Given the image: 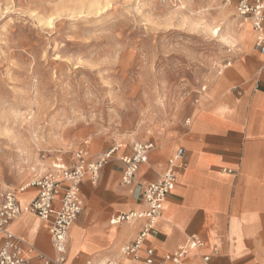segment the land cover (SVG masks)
<instances>
[{
    "label": "rangeland",
    "instance_id": "1",
    "mask_svg": "<svg viewBox=\"0 0 264 264\" xmlns=\"http://www.w3.org/2000/svg\"><path fill=\"white\" fill-rule=\"evenodd\" d=\"M240 25L225 0H0V191L71 168L84 144L87 156L101 149L98 160L119 143L131 153L174 118L184 124L239 52L231 32L245 29L252 47ZM111 174L121 187L120 170Z\"/></svg>",
    "mask_w": 264,
    "mask_h": 264
},
{
    "label": "crops",
    "instance_id": "2",
    "mask_svg": "<svg viewBox=\"0 0 264 264\" xmlns=\"http://www.w3.org/2000/svg\"><path fill=\"white\" fill-rule=\"evenodd\" d=\"M253 43L252 47L249 42L241 45L220 77L208 81V91L203 88L205 93L188 110V125L174 118L171 125L154 127V140L137 143L154 148L131 187H119L112 174L104 177L111 168L121 172L117 163L102 167L98 187L99 177L96 182L83 178L81 184L87 179L93 190L86 183L81 186L84 210L73 223L76 237L68 231L64 264H104L111 259H120L119 264H146L143 251L136 259L119 257L143 221L115 225L110 221L144 209V187L164 173L178 149L184 150V167L177 170L175 188L144 243L153 251L154 262L172 264L164 257L196 235L202 246L186 253L183 264H264V75L258 72L264 58L253 50ZM83 146L79 150L85 152L84 160L97 161L101 149L87 156V145ZM133 146L130 155L123 148L114 156L121 154L118 160L131 156ZM37 194L35 187L17 193L18 205L25 207ZM48 228V222L26 212L11 224V232L32 246V264H42L40 254L50 260L56 257ZM3 241L0 235V246ZM203 257H209L208 263Z\"/></svg>",
    "mask_w": 264,
    "mask_h": 264
},
{
    "label": "built area",
    "instance_id": "3",
    "mask_svg": "<svg viewBox=\"0 0 264 264\" xmlns=\"http://www.w3.org/2000/svg\"><path fill=\"white\" fill-rule=\"evenodd\" d=\"M172 1L159 0L162 5H167ZM225 4L233 8L241 24L250 25L254 33L253 50L264 58V0H225ZM228 66H230L229 61L218 69L217 75H221ZM258 72L264 75V65ZM184 124L188 125L189 120H185ZM153 148V144H135L131 156L119 159L122 166L120 186L131 187L135 183L139 167L146 164V156ZM116 151L117 147L112 148L103 153L94 163H86L85 152L78 150L75 154L76 163L71 168H65L62 165L17 190L0 191V235L4 238L0 246V264H32L34 254L32 246L27 245L23 239L14 235L10 230L11 224L24 212L31 213L49 223L48 232L56 257L50 260L40 254L37 255L38 259L42 264H64L68 231L83 207L79 191L80 183L86 175L91 181L96 182L100 170L113 158ZM183 159L184 150L178 149L168 159L164 173L155 182L144 187L141 193L144 204L142 211L118 215L110 221L113 225L133 220L143 221L134 240L120 250V258L136 259L143 251L146 264H163V262H154L153 251L144 248V243L152 236L154 225L161 216L166 198L175 188L176 172L184 167ZM31 187L38 189L37 196L25 207H20L17 202V193H22ZM57 200L58 204L54 206ZM201 246L202 241L199 237L191 235L184 245L178 247L171 255H166L163 261L183 264L182 260L186 253L195 251ZM119 260L111 259L104 264H119ZM203 261L208 263L209 257H203Z\"/></svg>",
    "mask_w": 264,
    "mask_h": 264
},
{
    "label": "bare ground",
    "instance_id": "4",
    "mask_svg": "<svg viewBox=\"0 0 264 264\" xmlns=\"http://www.w3.org/2000/svg\"><path fill=\"white\" fill-rule=\"evenodd\" d=\"M180 4V3H179ZM190 13V12H189ZM196 13V12H195ZM202 14V13H201ZM189 15V14H188ZM222 16L224 17V19L228 22V23H231L232 25H234L235 23V20H231L230 19V16H229V13H226V12H222ZM185 18V17H184ZM188 18V17H187ZM185 18V19H187ZM184 20V19H183ZM243 24V23H242ZM243 25H247V24H243ZM242 27V25H240ZM249 31V30H248ZM212 33L215 35V36H218V30H213ZM250 40V34L248 32L244 31L243 30H234L231 32V36L229 39H227V43L229 44H233L235 42L239 43V44H242L244 45L245 43L249 42ZM229 41V42H228ZM131 136V135H130ZM132 139V138H131ZM117 146V151L120 150V148L122 147V144H117L115 145ZM40 172L43 171V168L41 167V169H39ZM33 180V179H32ZM6 188V187H4ZM28 191H26L22 196H24L25 194H27ZM73 225V224H72ZM71 225V226H72ZM71 228V227H70ZM70 230V229H69ZM74 232V230H73Z\"/></svg>",
    "mask_w": 264,
    "mask_h": 264
}]
</instances>
